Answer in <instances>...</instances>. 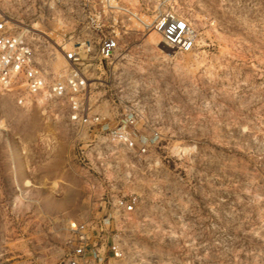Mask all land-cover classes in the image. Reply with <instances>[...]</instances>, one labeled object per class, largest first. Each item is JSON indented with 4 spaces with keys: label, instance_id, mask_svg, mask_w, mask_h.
<instances>
[{
    "label": "rangeland",
    "instance_id": "374dc122",
    "mask_svg": "<svg viewBox=\"0 0 264 264\" xmlns=\"http://www.w3.org/2000/svg\"><path fill=\"white\" fill-rule=\"evenodd\" d=\"M0 12L54 71L79 53L80 100L100 118L0 94V264H65L68 223L107 217L115 198H135L111 224L120 264H264V0H0ZM170 15L191 51L154 32ZM128 116L133 149L100 130Z\"/></svg>",
    "mask_w": 264,
    "mask_h": 264
},
{
    "label": "built area",
    "instance_id": "2783aa9c",
    "mask_svg": "<svg viewBox=\"0 0 264 264\" xmlns=\"http://www.w3.org/2000/svg\"><path fill=\"white\" fill-rule=\"evenodd\" d=\"M164 44L178 52L193 49L194 41L186 20L174 15L160 17L152 25ZM117 49L114 38L105 39L99 49L103 60H110ZM47 46L35 42L29 32H11L9 23L0 12V94L11 98L18 107H26L37 97L49 100H67L71 110L70 120L75 124L94 123L100 125V118H90L80 98L87 91V79L80 66L83 60L78 52H63L66 67L54 71L50 66ZM135 123L128 116L116 130H109L106 124L100 130L113 136L122 145L134 148V142L127 128ZM145 141V143L143 142ZM146 144L148 140H143ZM146 150L142 147L139 152ZM135 198L103 200V206L114 209L105 218L92 221H70L68 233L72 251L65 264H120L123 252L113 236L111 224L121 215L134 212Z\"/></svg>",
    "mask_w": 264,
    "mask_h": 264
}]
</instances>
